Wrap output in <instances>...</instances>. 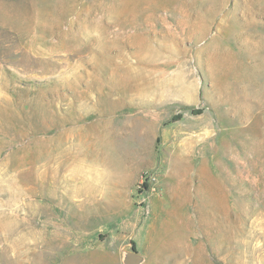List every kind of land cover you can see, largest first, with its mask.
Wrapping results in <instances>:
<instances>
[{
  "label": "rangeland",
  "instance_id": "374dc122",
  "mask_svg": "<svg viewBox=\"0 0 264 264\" xmlns=\"http://www.w3.org/2000/svg\"><path fill=\"white\" fill-rule=\"evenodd\" d=\"M0 264H264V0H0Z\"/></svg>",
  "mask_w": 264,
  "mask_h": 264
}]
</instances>
